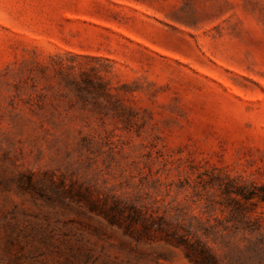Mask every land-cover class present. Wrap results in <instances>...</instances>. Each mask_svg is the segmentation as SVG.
<instances>
[{"label":"rangeland","instance_id":"1","mask_svg":"<svg viewBox=\"0 0 264 264\" xmlns=\"http://www.w3.org/2000/svg\"><path fill=\"white\" fill-rule=\"evenodd\" d=\"M264 0H0V264H264Z\"/></svg>","mask_w":264,"mask_h":264},{"label":"trees","instance_id":"2","mask_svg":"<svg viewBox=\"0 0 264 264\" xmlns=\"http://www.w3.org/2000/svg\"><path fill=\"white\" fill-rule=\"evenodd\" d=\"M261 201H264V195L263 196H258Z\"/></svg>","mask_w":264,"mask_h":264}]
</instances>
